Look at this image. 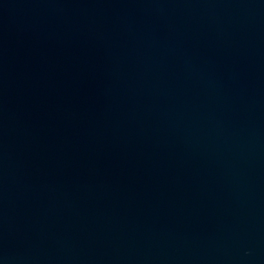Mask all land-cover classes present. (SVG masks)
Segmentation results:
<instances>
[{
    "label": "water",
    "instance_id": "1",
    "mask_svg": "<svg viewBox=\"0 0 264 264\" xmlns=\"http://www.w3.org/2000/svg\"><path fill=\"white\" fill-rule=\"evenodd\" d=\"M0 264H264V0H0Z\"/></svg>",
    "mask_w": 264,
    "mask_h": 264
}]
</instances>
